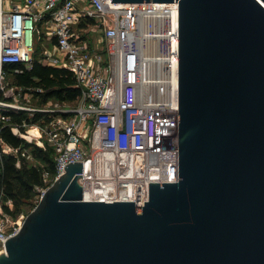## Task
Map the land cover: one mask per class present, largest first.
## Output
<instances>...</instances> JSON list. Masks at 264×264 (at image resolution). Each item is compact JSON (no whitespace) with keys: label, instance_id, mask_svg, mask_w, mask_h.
I'll use <instances>...</instances> for the list:
<instances>
[{"label":"water","instance_id":"water-1","mask_svg":"<svg viewBox=\"0 0 264 264\" xmlns=\"http://www.w3.org/2000/svg\"><path fill=\"white\" fill-rule=\"evenodd\" d=\"M177 4V180L87 201L67 163L0 264H264V0Z\"/></svg>","mask_w":264,"mask_h":264},{"label":"built area","instance_id":"built-area-1","mask_svg":"<svg viewBox=\"0 0 264 264\" xmlns=\"http://www.w3.org/2000/svg\"><path fill=\"white\" fill-rule=\"evenodd\" d=\"M35 39L47 43H42L39 62L68 71L79 97L74 105L48 101L37 109L0 99V110L58 113L37 127L36 137L54 152V178L65 164L81 162L87 201H146L148 183L176 181L177 4L0 0L2 96L3 66L19 63L29 69ZM8 120L0 113L1 122ZM97 155L99 168L108 169L116 182L88 183L85 164L93 161L94 166ZM149 170L155 179L141 182ZM104 187L112 188L109 199H85L84 192ZM9 205L0 199L2 252L23 221L6 211Z\"/></svg>","mask_w":264,"mask_h":264},{"label":"trees","instance_id":"trees-1","mask_svg":"<svg viewBox=\"0 0 264 264\" xmlns=\"http://www.w3.org/2000/svg\"><path fill=\"white\" fill-rule=\"evenodd\" d=\"M31 62L30 68L26 69L19 63L5 64L3 72L11 76L12 84L23 91H29L39 102L44 105L47 101L57 103L74 104L79 97V89L74 87V78L63 68L50 67L41 64L36 58ZM0 99L8 101L0 93ZM3 116L8 117V122L0 121V140L9 148L20 151L30 148V154L43 162L44 170L33 166L27 167L22 159L16 167V158L11 154L0 152V199L9 200L15 212L22 201L29 199L33 188L41 187L44 173L50 176L51 181L55 176L53 168L54 152L46 142L44 148L26 143L22 138L13 134L11 126L19 128L23 132L22 124H44L58 113H42L26 110H0ZM30 115V116H29ZM62 115V114H60ZM65 116V115H62ZM18 153V152H17ZM20 155V152L18 153ZM6 211L14 217V211L10 206Z\"/></svg>","mask_w":264,"mask_h":264},{"label":"rangeland","instance_id":"rangeland-1","mask_svg":"<svg viewBox=\"0 0 264 264\" xmlns=\"http://www.w3.org/2000/svg\"><path fill=\"white\" fill-rule=\"evenodd\" d=\"M12 1H18V0H12ZM42 41H37L36 39L34 40V48L36 50V58L39 61V55H40V51L42 49V45L41 43ZM2 85H3V96L5 98H7L9 104H11L12 106L16 107V106H22V107H26V108H31V109H37L40 108L42 106V104H40V102L38 100H36V98L29 92V91H23L20 88L15 87L12 84V80H11V76L9 74H6L3 72V80H2ZM53 102V101H50ZM59 106H62L61 104H59ZM13 107V108H14ZM28 112H33V111H28ZM30 116V115H29ZM40 124H23L21 127L23 129V132L21 130H19V128H17V130H15L14 128H10L11 132L13 134H15L16 136H18L19 138H22L26 143L29 144H34L37 147L40 148H44V139H36V137L39 136V132L37 130V127ZM37 142L39 144H37ZM7 148H9L8 146L4 145L3 143L0 144V150H4L3 154H11L12 156H14L16 158V162L15 165L16 167H18L19 165V160L22 159V161L24 162V164L29 167V166H33V167H37V168H42L43 170L44 168V164L42 161L34 158L29 152H30V148H26V149H21L20 151H17L18 153L20 152V155L16 152V150H8ZM1 152V151H0ZM2 153V152H1ZM52 183L50 176L46 175V173H44L43 176V181H42V185L41 187H37V188H33L32 193L29 197V199L22 201V203L18 204L17 207V212L14 211L13 206L11 205L10 202V209L14 211V217H19L22 216V218L24 219V217L34 208V206L36 205L37 201H38V196L41 193V191H44L47 187L50 186V184Z\"/></svg>","mask_w":264,"mask_h":264},{"label":"bare ground","instance_id":"bare-ground-1","mask_svg":"<svg viewBox=\"0 0 264 264\" xmlns=\"http://www.w3.org/2000/svg\"><path fill=\"white\" fill-rule=\"evenodd\" d=\"M109 156L111 157V159H114L113 154H109ZM101 156L97 155L95 157V164L93 166V161H90V163L88 162L87 164H85V175L86 178H88V183L90 182H116V180L114 178H112V176L109 175V170L108 169H100L99 168V163L101 161ZM94 168V175L91 172L92 169ZM148 179V180H153L155 179V171L154 170H149L146 172L145 178L142 179L141 182H143V180ZM124 182H128V181H124ZM136 182H139V180H136ZM112 191L111 187H104V188H99V189H90V192H84V197L85 199H96L98 197H101V200H107L110 197H108L109 192ZM98 193H102V195H97ZM122 192H119V194H121Z\"/></svg>","mask_w":264,"mask_h":264},{"label":"crops","instance_id":"crops-1","mask_svg":"<svg viewBox=\"0 0 264 264\" xmlns=\"http://www.w3.org/2000/svg\"><path fill=\"white\" fill-rule=\"evenodd\" d=\"M40 43H41V45H42V43H44L45 45L47 44L44 40H42V42H40ZM49 44H50V42H49ZM3 97H4V96H3ZM36 100H37V99H36ZM47 102H48V101H47ZM47 102H46V103H47ZM60 104H64V105H74L75 103H74V104L60 103ZM62 115H66V114H62ZM62 115H61V116H62Z\"/></svg>","mask_w":264,"mask_h":264}]
</instances>
